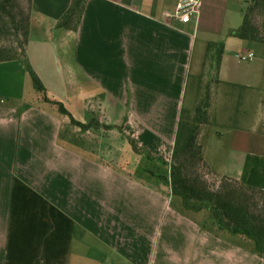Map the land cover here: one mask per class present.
Returning <instances> with one entry per match:
<instances>
[{
    "label": "crops",
    "instance_id": "crops-1",
    "mask_svg": "<svg viewBox=\"0 0 264 264\" xmlns=\"http://www.w3.org/2000/svg\"><path fill=\"white\" fill-rule=\"evenodd\" d=\"M179 1L84 0L73 29L74 0H32L25 57L0 61V264H264L170 184L202 80L210 175L264 191V40L233 34L253 0H203L189 23L167 16Z\"/></svg>",
    "mask_w": 264,
    "mask_h": 264
},
{
    "label": "trees",
    "instance_id": "trees-1",
    "mask_svg": "<svg viewBox=\"0 0 264 264\" xmlns=\"http://www.w3.org/2000/svg\"><path fill=\"white\" fill-rule=\"evenodd\" d=\"M27 2L29 11L25 12L17 0H0L1 34L12 28L14 34L20 36L15 44L0 47V61L24 58L26 55L32 0ZM11 3H16L19 7V20L13 15L12 8H8ZM83 7L84 0H74L61 25L75 29ZM261 12L264 13V0L250 2L243 24L233 34L244 39L264 40V22H258ZM5 18L10 19L11 27H7L8 21ZM31 76L38 90H42L39 77L32 71ZM206 88V93L193 109L183 108L181 111L170 164L172 193L183 199L187 209H209L220 228L248 236L255 241L257 251L264 254V191L229 177H222L216 182L209 179L210 172L205 163L203 144V132L212 124L209 84ZM60 109L68 113L62 104Z\"/></svg>",
    "mask_w": 264,
    "mask_h": 264
},
{
    "label": "rangeland",
    "instance_id": "rangeland-1",
    "mask_svg": "<svg viewBox=\"0 0 264 264\" xmlns=\"http://www.w3.org/2000/svg\"><path fill=\"white\" fill-rule=\"evenodd\" d=\"M17 3L21 5V7L24 9L25 12L29 11L27 0H17ZM11 4L12 5H10L8 8H12L11 10H12L13 15H15V17L19 20L21 17V15L19 14V7L17 6L16 3H11ZM5 19L6 21H8L7 27H11L10 19L9 18H5ZM8 29L10 30L5 31V33L1 34L0 32V47L13 45L15 44L16 40L20 38V36H16L14 34V29L12 28H8ZM205 89L207 88L204 82L202 83L199 81H193V83L191 82L188 93H187L186 106H185L186 109H193L195 107L198 100H200L202 96L206 93ZM209 179L212 182H216L219 180V179L214 178L212 175L209 176Z\"/></svg>",
    "mask_w": 264,
    "mask_h": 264
},
{
    "label": "built area",
    "instance_id": "built-area-1",
    "mask_svg": "<svg viewBox=\"0 0 264 264\" xmlns=\"http://www.w3.org/2000/svg\"><path fill=\"white\" fill-rule=\"evenodd\" d=\"M203 0H180L177 8L172 13H167L168 17L177 18L182 23H189L196 16L201 8ZM253 58V53H242L239 55V60Z\"/></svg>",
    "mask_w": 264,
    "mask_h": 264
},
{
    "label": "water",
    "instance_id": "water-1",
    "mask_svg": "<svg viewBox=\"0 0 264 264\" xmlns=\"http://www.w3.org/2000/svg\"><path fill=\"white\" fill-rule=\"evenodd\" d=\"M168 191H170V192H171V189L169 188V189H168Z\"/></svg>",
    "mask_w": 264,
    "mask_h": 264
}]
</instances>
